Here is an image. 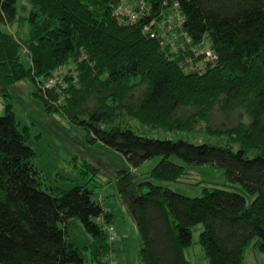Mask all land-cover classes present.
Wrapping results in <instances>:
<instances>
[{
	"label": "trees",
	"instance_id": "trees-1",
	"mask_svg": "<svg viewBox=\"0 0 264 264\" xmlns=\"http://www.w3.org/2000/svg\"><path fill=\"white\" fill-rule=\"evenodd\" d=\"M26 1V36L17 39L0 29L2 95L28 79L46 112L85 129L89 141H100L130 166L161 156L150 179L178 182L187 165L208 164L241 187L203 188L200 197H188L122 171L118 179L133 185L139 264H190L184 250L197 225L208 264H244L243 251L253 238L264 254V0H145L148 14L134 23L116 14L121 0ZM173 3L194 51L186 46L172 52L143 31ZM16 19V0H0V24ZM207 49L214 57L205 55ZM67 65L73 74L64 75L66 88H41ZM3 111L0 264H118L119 250L107 231L111 226L116 233L113 213L97 185L43 188L28 127L19 129L11 103ZM215 115L236 121L215 126ZM155 131L194 134L199 141L145 135ZM246 195L254 197L249 204ZM74 223L89 237L87 245L71 239Z\"/></svg>",
	"mask_w": 264,
	"mask_h": 264
},
{
	"label": "rangeland",
	"instance_id": "rangeland-1",
	"mask_svg": "<svg viewBox=\"0 0 264 264\" xmlns=\"http://www.w3.org/2000/svg\"><path fill=\"white\" fill-rule=\"evenodd\" d=\"M128 5L129 3H127ZM30 8L31 6L26 0H16V21L9 25L0 24V29L13 33L17 39L25 37L28 25L21 18L28 15ZM158 25H161V23ZM166 35L163 38L161 35L160 37L164 40L172 39L171 32L166 33ZM203 46H206V44L203 43ZM20 54L23 63L28 62L26 50H21ZM34 89L33 83L28 79H24L9 86L8 93L6 95L3 93L4 96L0 90V115L4 112L5 103H11L19 129L24 126L28 127L29 138L27 144L35 152L33 162L41 173L43 188L52 187L68 190L77 185H97L96 191L100 192L103 203L106 202L112 210L113 216H116L113 224L118 229H116L117 240L113 245L114 248L116 245L118 250L120 245L122 247L120 256H118L119 252L117 255L120 257L118 258V264H139L137 253L140 245L129 199L133 195V185L124 186L122 178L118 179L119 175H123L122 171L131 172L133 177L139 181L146 178L153 184L167 185L173 191L188 197H200L203 188L220 187L237 192L241 191L239 184H230L225 180L223 169L208 164L187 165V175L181 180L182 182L150 179L148 178L149 173L161 156H154L137 167L130 166L121 154L108 149L100 141H89L85 129L69 123L64 116L57 112H46L42 102L33 95ZM61 99H59V102H54V104H61ZM223 120L227 125H230L236 121V116L226 120L221 115H215L213 124L218 126ZM131 126L137 131L136 121H133ZM145 135L174 140L181 138L192 143L199 141V137L194 134L155 131L145 132ZM172 160L181 165L185 164L176 157H172ZM85 162L97 168V174L87 168L84 165ZM146 190V186L141 187V192H146ZM253 198V196L246 195V203L249 204ZM120 231L127 232L126 239L125 234L121 233L120 235ZM200 231V225L193 227L192 244L184 250L185 257L190 264H208L198 243ZM69 235L81 246L87 245L90 240L79 229L77 223L71 225ZM256 241L257 238H253L245 247L243 251L244 264H264V254L254 247Z\"/></svg>",
	"mask_w": 264,
	"mask_h": 264
},
{
	"label": "built area",
	"instance_id": "built-area-1",
	"mask_svg": "<svg viewBox=\"0 0 264 264\" xmlns=\"http://www.w3.org/2000/svg\"><path fill=\"white\" fill-rule=\"evenodd\" d=\"M127 3H129L128 6ZM147 12L148 7L145 0H121L116 8L117 15L124 18L128 17L129 21L133 23L139 18L147 15ZM182 22L183 17L177 8V3H173L169 9H167L165 15H163L160 19H152L148 24H145L143 26V31L147 34L149 33L151 37L158 38L161 45H169L172 52L182 50L186 46H188L190 50L194 51L196 47L190 45V38L185 32L181 31ZM159 23H161V25H158ZM155 28L158 29L156 30ZM169 32H171V35H173L172 39H162L163 37L167 36L166 33ZM204 43L207 45L206 42ZM205 55L208 58L214 57L211 51L208 49L206 50ZM187 61L188 63H191V58H188ZM69 70L71 74H73L71 67L68 65L58 68L46 81L43 82L41 88L43 90L51 89L53 87L64 89L66 85V82L64 81V75L68 73ZM107 231L109 235V241L114 243L117 240V235L114 229L111 226H108ZM107 264L115 263L111 260L107 262Z\"/></svg>",
	"mask_w": 264,
	"mask_h": 264
},
{
	"label": "crops",
	"instance_id": "crops-1",
	"mask_svg": "<svg viewBox=\"0 0 264 264\" xmlns=\"http://www.w3.org/2000/svg\"><path fill=\"white\" fill-rule=\"evenodd\" d=\"M15 30H16V29H15ZM108 207H109V206H108ZM109 209H110V208H109ZM110 211L112 212V210H111V209H110ZM112 219H113V220H114V219H116V216H113V217H112ZM116 229H117V228H116ZM120 229H121V228H120ZM117 230H118V229H117ZM121 233H122V234H125V239H126V238H127V232H126V231H124V233H123L122 231H120V235H121ZM120 241H121V240H120ZM121 248H122V247H121V245H120V249H119V255H118V256H120V253H121V252H120V251H121ZM119 258H120V257H119Z\"/></svg>",
	"mask_w": 264,
	"mask_h": 264
},
{
	"label": "bare ground",
	"instance_id": "bare-ground-1",
	"mask_svg": "<svg viewBox=\"0 0 264 264\" xmlns=\"http://www.w3.org/2000/svg\"><path fill=\"white\" fill-rule=\"evenodd\" d=\"M182 182V181H181Z\"/></svg>",
	"mask_w": 264,
	"mask_h": 264
}]
</instances>
